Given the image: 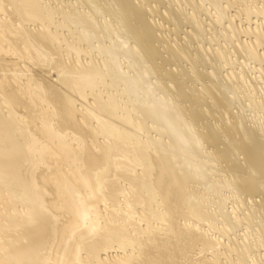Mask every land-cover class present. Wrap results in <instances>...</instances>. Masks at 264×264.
I'll return each instance as SVG.
<instances>
[{
  "label": "bare ground",
  "instance_id": "6f19581e",
  "mask_svg": "<svg viewBox=\"0 0 264 264\" xmlns=\"http://www.w3.org/2000/svg\"><path fill=\"white\" fill-rule=\"evenodd\" d=\"M0 264H264V0H0Z\"/></svg>",
  "mask_w": 264,
  "mask_h": 264
}]
</instances>
